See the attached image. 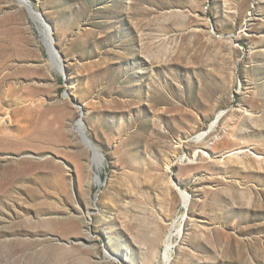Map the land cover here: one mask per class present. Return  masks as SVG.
<instances>
[{"label":"rangeland","instance_id":"374dc122","mask_svg":"<svg viewBox=\"0 0 264 264\" xmlns=\"http://www.w3.org/2000/svg\"><path fill=\"white\" fill-rule=\"evenodd\" d=\"M26 1L64 72L0 0V264H264V0Z\"/></svg>","mask_w":264,"mask_h":264},{"label":"bare ground","instance_id":"6f19581e","mask_svg":"<svg viewBox=\"0 0 264 264\" xmlns=\"http://www.w3.org/2000/svg\"><path fill=\"white\" fill-rule=\"evenodd\" d=\"M18 2L21 4V7L23 6V8L25 7L28 10V13H29L31 19L34 22H36L37 24H39L41 33L43 34V36H44V38L46 40V43H47V45L49 47L51 60L56 65L55 67H57L62 72L60 59H59L58 55L56 54V52L54 50V41L52 39V31H50V28H48L47 23H44L43 19L38 14V12H36V10H34L31 7V5L26 0H18ZM223 114H224V112H221L216 117V120H215L214 124L212 125L211 129L208 131V133L203 134L201 136L202 138L207 137L211 132H213L218 127L220 119L223 118L222 117ZM81 128H82L81 124H79L78 133L81 135V137L83 139V134H82V129ZM92 149H93V151L95 153V158L97 159V162H98V163L97 162L96 163L99 165L98 167L101 168L103 166V163H104L103 156H102V154L99 152V150L95 146H92ZM96 185L97 186H101L102 185V182H101L100 177L98 175L96 176ZM179 191H180L181 195L184 198L185 209L188 210L189 204H190L189 198H188V196H187V194L185 192H183L181 190H179ZM185 218H186V216H184V220H185ZM178 234H179V236H181L182 229L179 230ZM172 250H173V248L170 247V246H168L167 249H166V254H165V256H166V264H171V262H172Z\"/></svg>","mask_w":264,"mask_h":264},{"label":"water","instance_id":"95a60500","mask_svg":"<svg viewBox=\"0 0 264 264\" xmlns=\"http://www.w3.org/2000/svg\"><path fill=\"white\" fill-rule=\"evenodd\" d=\"M40 16H41V18L43 19V21H44V23H46V21H45V19H44V17L42 16V14H40V13H38ZM48 26V25H47ZM48 28H49V26H48ZM50 31H51V29H50ZM54 50H55V52H56V54L58 55V57H59V59H60V64H61V67H62V72H64V68H63V64H62V61H61V57H60V55L58 54V52H57V50L55 49V47H54ZM80 124H81V129H82V134H83V142H84V144L93 152V155H94V157H95V153H94V151H93V149H92V146H94L93 145V143L89 140V138L86 136V133H85V131H84V128H83V123H82V120L80 121ZM175 186H177L176 185V183H175ZM178 188V187H177ZM179 189V188H178Z\"/></svg>","mask_w":264,"mask_h":264}]
</instances>
